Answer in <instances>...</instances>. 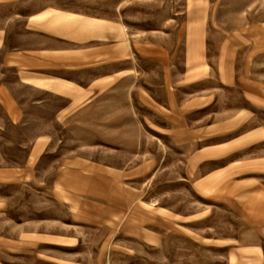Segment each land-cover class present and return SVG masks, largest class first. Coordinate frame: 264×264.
Instances as JSON below:
<instances>
[{
    "label": "crops",
    "instance_id": "crops-1",
    "mask_svg": "<svg viewBox=\"0 0 264 264\" xmlns=\"http://www.w3.org/2000/svg\"><path fill=\"white\" fill-rule=\"evenodd\" d=\"M129 6L0 0V126L41 127L15 142L21 160L0 165V264H114L166 237L224 264H264L260 13L224 32L212 0H183L172 15L181 21L140 30L122 18ZM165 142L178 153L179 190L201 203L192 212L155 200ZM219 209L238 222L223 236L234 240L200 226ZM84 230L101 233L97 261Z\"/></svg>",
    "mask_w": 264,
    "mask_h": 264
},
{
    "label": "rangeland",
    "instance_id": "rangeland-1",
    "mask_svg": "<svg viewBox=\"0 0 264 264\" xmlns=\"http://www.w3.org/2000/svg\"><path fill=\"white\" fill-rule=\"evenodd\" d=\"M212 24L219 27L224 32L226 28H234L238 23H242L244 17L257 11L260 16L257 19L264 22V0H212ZM183 0H132V6H129L133 11L123 12V20L130 26L140 30L149 28H159L168 18H173L175 12L182 10ZM128 8V5L125 6ZM175 10V11H174ZM178 18V19H177ZM173 19L181 21L182 16L177 15ZM225 29H223V28ZM215 46L209 47V57L216 53ZM243 54V52H242ZM264 62V55L262 56ZM144 67V64H141ZM154 70H156L154 68ZM12 77V76H11ZM238 101L237 94L233 95ZM142 111L147 116L146 112ZM1 116V115H0ZM41 127L25 126V127H10L8 125L0 126V165L10 163L11 161L21 160L22 151L17 148V143H22L28 138L37 134ZM48 128V127H43ZM148 134L153 136L157 142H164L157 134L147 129ZM14 144V145H10ZM168 153L171 154L167 161L163 162L162 166H167V169H159L155 173L153 183L151 185L155 200L159 205L169 206L180 213H189L196 209L194 203L201 204L193 195L186 190H179L178 183L175 181L178 178L177 151L168 142L164 143ZM64 151L58 149L57 154H63ZM175 154V156H174ZM162 161V160H161ZM169 169V170H168ZM171 174V175H170ZM187 184H182V186ZM188 188V186H186ZM213 221L208 220L200 225L203 227L209 226L214 230L207 232L210 237L223 239L224 235H229L238 232V222L233 217L223 210L213 211ZM233 226V227H231ZM82 239V238H81ZM83 245H89L92 250L90 261L98 260L97 247L102 240L99 231L84 230ZM225 240H234L226 238ZM84 254L76 253L75 258H81ZM110 261L114 264H224L223 254L220 252L203 251L202 247L194 244L191 241L166 237L163 247L160 249H140L139 254L124 257L119 254L111 256Z\"/></svg>",
    "mask_w": 264,
    "mask_h": 264
}]
</instances>
